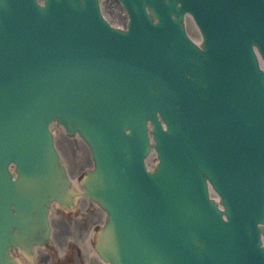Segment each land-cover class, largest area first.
<instances>
[{
    "label": "water",
    "instance_id": "water-1",
    "mask_svg": "<svg viewBox=\"0 0 264 264\" xmlns=\"http://www.w3.org/2000/svg\"><path fill=\"white\" fill-rule=\"evenodd\" d=\"M122 1L127 30L100 0H0V264L67 202L54 120L92 149L105 259L264 264V0Z\"/></svg>",
    "mask_w": 264,
    "mask_h": 264
},
{
    "label": "rangeland",
    "instance_id": "rangeland-1",
    "mask_svg": "<svg viewBox=\"0 0 264 264\" xmlns=\"http://www.w3.org/2000/svg\"><path fill=\"white\" fill-rule=\"evenodd\" d=\"M110 11L112 12V8H110ZM114 14V13H113ZM122 18H120L121 20L119 21L122 25L124 24V21L127 19L125 15L121 16ZM113 23L116 20H113ZM116 23V22H115ZM63 129L61 127H56V134L58 136H62L61 140L62 142H60V149L63 153V158L70 170V174L73 176V179H79L82 178L84 172L91 168L92 166V158L91 155L88 151V146H86L85 143H82L83 141L79 140L78 138L75 137H71L65 133H63L62 131ZM59 141V139H58ZM64 144V145H63ZM66 144L69 145H73V151L74 154L71 151H68L67 149L64 148V150L61 147H64ZM68 152L72 153L74 156L72 157L71 154H69ZM79 201L76 203L77 204V208L73 209V211H66V210H59V212H57V214H55V222L57 225V236L59 238V243H60V248L63 247L65 248L66 246V242H70L73 238V234L76 235V228L77 226L81 225H87V227H92L91 224L93 222H99L101 218L100 217H96L91 219V213H96L98 214L97 208L95 207V209L93 207H89L87 209V211H85V217H81V218H77L80 214L83 213V208L79 207ZM97 211V212H96ZM93 220V221H92ZM79 227V228H80ZM99 227V226H98ZM78 228V229H79ZM85 232V231H84ZM73 242V247L71 249V255L73 254V259H74V264H93V260H91V263H88V261L85 258V255L81 257V244L78 240L77 241H71ZM59 247H55L53 246L52 248H50L48 251L53 255V259H55L58 255H59ZM78 248L80 251H78L79 255H80V259L78 256V253L76 251H74L75 248ZM65 250H67V248H65ZM47 251V252H48ZM61 251V249H60ZM46 253V251L44 252ZM94 258H98L95 254H93ZM30 261L34 264L37 263V260H34V258H30ZM98 261V259H97ZM96 261V262H97ZM100 262V261H99ZM100 264H103L102 262Z\"/></svg>",
    "mask_w": 264,
    "mask_h": 264
},
{
    "label": "bare ground",
    "instance_id": "bare-ground-1",
    "mask_svg": "<svg viewBox=\"0 0 264 264\" xmlns=\"http://www.w3.org/2000/svg\"><path fill=\"white\" fill-rule=\"evenodd\" d=\"M40 2H42V0H39ZM100 3H101V10L102 12L111 20H116L114 23L117 24V25H121V23L119 22L122 18L121 16L125 15L126 18H127V12L125 10V7L123 6V4L121 3L120 0H100ZM110 8H112V12L110 11ZM114 13V14H113ZM112 21V20H111ZM113 22V21H112ZM124 25H126V21H124ZM184 26H185V29H186V32L188 34V36L190 38H192L193 40L196 41V43H199L202 39H203V33L200 29V27L197 25V23L194 21L193 17L191 16H187L185 19H184ZM258 57H259V60L261 62V65L263 66L262 63H264L262 57L258 54ZM57 122H52L50 124V127L51 129L53 130V133L55 135V146L59 149L60 153H61V157L62 159L63 158V153L59 147L60 145V141L61 140V135L58 136L56 134V127H57ZM63 133L67 134L65 131L66 129L64 128L63 130ZM75 138H78L79 140L83 141L82 143H85L84 140H82L81 138V135L80 134H73ZM59 139V141H58ZM64 145V144H63ZM61 146V145H60ZM87 146V145H86ZM63 150L64 148L67 149L68 151H71L73 154H74V151H73V145H69V144H66L64 147H61ZM90 155H91V151L90 149H88ZM69 154L72 155V157L74 156L72 153L68 152ZM155 155H156V152L155 151H151L147 157V162L149 164H151V166L153 165H156V161H154V158H155ZM65 162V160H64ZM66 163V162H65ZM93 165V163H92ZM69 169V168H68ZM69 175L70 177L73 179V176L70 174V170H69ZM76 188L77 190H81L83 191V187H82V184H80V182L76 181L75 179L72 180L71 182V188L69 190V197L68 199L73 195V194H76L75 195V200H77V197H80V192H77V191H73V188ZM82 201V208H83V216L85 215V211L87 209V207H93L95 209V207H97V211H98V214L94 213L93 215V218H96L95 216H98L102 219V222L105 221V218H106V213H105V210L102 209L101 207H99V205L97 204V202H94L92 200V198H89L88 196L87 197H83L81 199ZM51 212H53L54 210L58 209V206L57 204L55 203H52L51 204ZM67 207V205L65 206ZM68 208V207H67ZM96 211V212H97ZM58 212V211H57ZM57 212L55 214H57ZM55 228L57 230V226L55 225ZM89 228H87L88 230ZM101 229V228H100ZM86 230V231H87ZM56 231H53L52 232V237L55 241H59V238L58 236L56 235L55 233ZM88 235L86 236V239L82 241V244H83V253L85 255V258L86 260L88 261V263H91V260H93V264H95V260L98 259V262L97 264H100L101 262L103 264H111L109 261L107 260H101L99 262V257H101V253H100V250L98 249V247L95 246L94 244V237L96 235V233L93 231V230H88L87 231ZM104 233V228L101 230V235ZM50 242H52V239H50ZM22 249V248H21ZM24 255L26 254L27 256H29L30 258L34 257L33 254L31 252H28V250H25V249H22ZM39 252V250H38ZM83 253H82V256H83ZM93 254H95L96 256H99L98 258H94L93 257ZM22 260V259H21ZM21 260H19L18 262H16L15 264H33L31 261H28L27 263L25 262H22Z\"/></svg>",
    "mask_w": 264,
    "mask_h": 264
},
{
    "label": "flooded vegetation",
    "instance_id": "flooded-vegetation-1",
    "mask_svg": "<svg viewBox=\"0 0 264 264\" xmlns=\"http://www.w3.org/2000/svg\"><path fill=\"white\" fill-rule=\"evenodd\" d=\"M87 228V225H81V227L77 230L78 231V234L76 232V235L73 234V236L75 237V239L77 240H82L83 236H84V229ZM49 255L47 254H42V255H39V259L41 262H47L49 260ZM71 258L69 256H66L64 261L66 262L67 260H70Z\"/></svg>",
    "mask_w": 264,
    "mask_h": 264
}]
</instances>
